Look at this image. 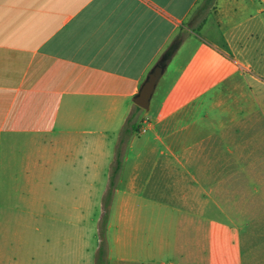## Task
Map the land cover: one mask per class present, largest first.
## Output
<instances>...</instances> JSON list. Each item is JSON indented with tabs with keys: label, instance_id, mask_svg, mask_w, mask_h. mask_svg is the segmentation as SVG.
Listing matches in <instances>:
<instances>
[{
	"label": "crops",
	"instance_id": "crops-1",
	"mask_svg": "<svg viewBox=\"0 0 264 264\" xmlns=\"http://www.w3.org/2000/svg\"><path fill=\"white\" fill-rule=\"evenodd\" d=\"M240 18L244 34L263 36L264 0H0V264H94V219L79 213L87 200H137L150 188L151 197L253 200L248 188L239 198L242 63L218 45L233 37L222 25ZM178 36L150 109L138 107ZM129 119L147 132L124 130ZM196 250L180 248L197 260L153 264H207L200 253L216 252Z\"/></svg>",
	"mask_w": 264,
	"mask_h": 264
},
{
	"label": "rangeland",
	"instance_id": "rangeland-1",
	"mask_svg": "<svg viewBox=\"0 0 264 264\" xmlns=\"http://www.w3.org/2000/svg\"><path fill=\"white\" fill-rule=\"evenodd\" d=\"M242 21L240 18L236 25ZM247 26L222 25V31L233 37L230 43L221 39L218 45L242 63L236 68V96L240 105L247 103L248 106L237 109L236 118L239 128L243 129V121L249 119V128L238 130L235 141L239 198H245L248 188L253 200H177L169 198L170 190L164 193L163 189L154 191L156 194L151 197L152 188L137 200H87V208L80 203L79 213H88L94 219L91 238L94 264H141L142 261L153 264L167 258L181 263L193 261L197 260V253H183L180 248L189 245L191 250H196L198 244L200 248L216 251L200 253V262L204 260L201 255L206 256L208 263L210 256L221 264L235 259L244 264L264 260V199L257 200L264 196V33L258 39L250 38L244 34ZM218 58L216 63L226 65L224 57ZM177 65L175 61L171 68ZM205 73L210 78L209 71ZM139 123L142 127L143 121ZM201 215H205V221ZM125 218L128 219L125 221ZM120 237L128 245L125 250L117 247ZM148 245L157 248V252H139Z\"/></svg>",
	"mask_w": 264,
	"mask_h": 264
},
{
	"label": "water",
	"instance_id": "water-1",
	"mask_svg": "<svg viewBox=\"0 0 264 264\" xmlns=\"http://www.w3.org/2000/svg\"><path fill=\"white\" fill-rule=\"evenodd\" d=\"M164 68L165 66L159 62L148 74L139 94L133 100L138 107L144 110L150 109L151 100L156 91V87L163 76Z\"/></svg>",
	"mask_w": 264,
	"mask_h": 264
},
{
	"label": "trees",
	"instance_id": "trees-1",
	"mask_svg": "<svg viewBox=\"0 0 264 264\" xmlns=\"http://www.w3.org/2000/svg\"><path fill=\"white\" fill-rule=\"evenodd\" d=\"M181 44V39L180 37H176L173 44L164 52L163 56L160 59V63H162L164 66L168 65L172 58L175 56L178 47ZM129 127L131 128L132 131H139L140 130V126L136 125L134 122H132L130 119L127 122V126H125L124 130H129Z\"/></svg>",
	"mask_w": 264,
	"mask_h": 264
},
{
	"label": "built area",
	"instance_id": "built-area-1",
	"mask_svg": "<svg viewBox=\"0 0 264 264\" xmlns=\"http://www.w3.org/2000/svg\"><path fill=\"white\" fill-rule=\"evenodd\" d=\"M140 132L141 133H146L147 132V129L145 127H142Z\"/></svg>",
	"mask_w": 264,
	"mask_h": 264
}]
</instances>
